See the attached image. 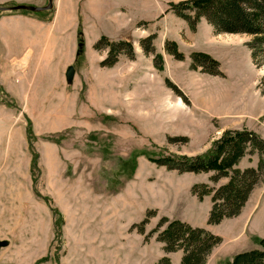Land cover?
<instances>
[{"label":"rangeland","instance_id":"1","mask_svg":"<svg viewBox=\"0 0 264 264\" xmlns=\"http://www.w3.org/2000/svg\"><path fill=\"white\" fill-rule=\"evenodd\" d=\"M61 1L54 0V9ZM67 1L97 14L92 37L129 42L136 55H120L108 67L107 46L94 48L86 59L82 53L75 64L76 112L0 113V239L10 244L0 249V264H160L164 258L180 264L183 252L165 253L156 239L164 218L223 239L206 264L262 249L264 155L249 152L235 167L263 164L262 181L240 216L216 226L207 224L212 195L200 200L192 190L202 184L219 188L229 178L214 182L215 172L179 174L154 163L163 156L206 154L227 130L264 139V53L258 38L215 35L205 19L191 29L167 12L170 3L185 0ZM14 4L0 0V6ZM153 35L156 53L148 55L140 41ZM168 42L182 60L170 53ZM250 45H257L256 62ZM194 54L218 61L222 75L193 67Z\"/></svg>","mask_w":264,"mask_h":264},{"label":"trees","instance_id":"2","mask_svg":"<svg viewBox=\"0 0 264 264\" xmlns=\"http://www.w3.org/2000/svg\"><path fill=\"white\" fill-rule=\"evenodd\" d=\"M167 12H173L177 17L186 20L193 30L197 28L200 20L205 19L216 35L254 36L258 38L256 44L262 46L260 51L264 53V0H185L170 3ZM154 40L155 35L140 41L142 49L148 55L156 53ZM106 46L110 55L103 66L115 65L120 55H126L131 59L136 55L129 42L108 43L106 38L99 40L95 48L102 49ZM167 46L176 59H183L174 43L168 42ZM83 48L84 43L80 35L79 57L83 53ZM256 48L257 45L255 47L250 45L254 62L259 54ZM192 63L193 67L198 65L208 69L212 75H222L220 63L208 55L194 54ZM28 137V141L31 142V129L28 130ZM249 152H259L264 155V139L248 130H227L206 154L163 156L154 163L179 174L215 172L214 182L229 178V182L219 188L202 184L196 185L192 190L193 195L200 200L212 195L207 224L216 226L226 219L240 216L253 191L262 181L263 164L259 169L235 168ZM37 156H34L32 161L34 169L38 165ZM141 232L144 230L142 229ZM154 233L157 234L156 239L163 245L165 253L183 252L180 264H206L212 250L223 242L220 236L213 235L204 228H194L179 220L169 221L167 218L159 223ZM59 235L61 230L57 231V236ZM259 244L262 249L239 253L224 264H264V239L259 240ZM160 264H171V262L164 258Z\"/></svg>","mask_w":264,"mask_h":264},{"label":"crops","instance_id":"3","mask_svg":"<svg viewBox=\"0 0 264 264\" xmlns=\"http://www.w3.org/2000/svg\"><path fill=\"white\" fill-rule=\"evenodd\" d=\"M13 1L16 4L2 6L25 4L42 7L44 0ZM63 2L42 15L0 12V113H69L80 109L77 82L80 76L75 67L80 59V35L86 38L83 49L85 59L102 35L92 37L95 30L93 17L97 15L94 11H82L79 1L77 4L67 0ZM114 11L112 8L108 12L113 14ZM88 17L92 18L90 22ZM70 66L76 70L71 87L66 81ZM2 131L5 135L6 132Z\"/></svg>","mask_w":264,"mask_h":264},{"label":"water","instance_id":"4","mask_svg":"<svg viewBox=\"0 0 264 264\" xmlns=\"http://www.w3.org/2000/svg\"><path fill=\"white\" fill-rule=\"evenodd\" d=\"M53 9H54V0H49L48 5L44 7H37V6H32V5H16L12 7L0 6V12H30L33 14H39L42 12L51 11ZM75 76H76L75 67L70 66L66 72V81L69 87L73 85ZM8 246H9L8 241L0 240V249L8 247Z\"/></svg>","mask_w":264,"mask_h":264}]
</instances>
